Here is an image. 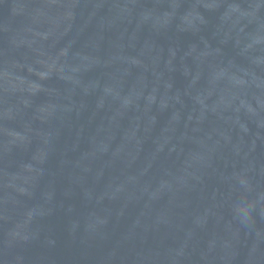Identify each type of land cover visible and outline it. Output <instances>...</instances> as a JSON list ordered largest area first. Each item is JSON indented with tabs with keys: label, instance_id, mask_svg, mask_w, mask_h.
I'll return each mask as SVG.
<instances>
[{
	"label": "water",
	"instance_id": "obj_1",
	"mask_svg": "<svg viewBox=\"0 0 264 264\" xmlns=\"http://www.w3.org/2000/svg\"><path fill=\"white\" fill-rule=\"evenodd\" d=\"M0 264H264V0H0Z\"/></svg>",
	"mask_w": 264,
	"mask_h": 264
}]
</instances>
